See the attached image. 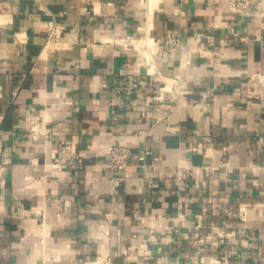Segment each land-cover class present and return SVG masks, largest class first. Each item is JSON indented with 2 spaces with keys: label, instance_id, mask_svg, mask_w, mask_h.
<instances>
[{
  "label": "crops",
  "instance_id": "obj_1",
  "mask_svg": "<svg viewBox=\"0 0 264 264\" xmlns=\"http://www.w3.org/2000/svg\"><path fill=\"white\" fill-rule=\"evenodd\" d=\"M143 1L0 0V264H264V0Z\"/></svg>",
  "mask_w": 264,
  "mask_h": 264
},
{
  "label": "built area",
  "instance_id": "obj_2",
  "mask_svg": "<svg viewBox=\"0 0 264 264\" xmlns=\"http://www.w3.org/2000/svg\"><path fill=\"white\" fill-rule=\"evenodd\" d=\"M258 1L260 0H224L226 3L228 9L236 14L239 15H249L251 14V9L253 6H256L258 4ZM152 44L148 45L155 48L158 47L156 50H152L147 56L144 58V62H153V59H155L156 54L158 53L159 56L166 57L169 53L171 56L172 53H174L175 49L179 46V40L176 33H172L167 36V38L161 43L159 41H155L154 38H151ZM150 48V47H149ZM135 77L132 74H128L126 78V85H127V92H129V88L133 86L135 82ZM264 86V79L262 75L260 74H252L247 78L246 84L244 85L242 89V93L245 96H253L255 94L256 87H262ZM130 149L126 146L122 145H113L109 146L108 148V155L111 167L113 171L115 172H122L127 164V161L130 156ZM149 153L148 151H145L142 156L139 158L141 160L144 159V155ZM178 177L182 179V174H179ZM251 204L250 203H242L239 204L236 208H226L224 209V213L230 214L236 218H238L241 222H247L249 221L248 212L251 211ZM201 224L198 222L197 226H200ZM215 230V235H217L220 238L226 239L227 241L231 243H235L240 241L243 246H249L252 247L253 243L247 239V237L237 230H232L230 234H228L224 229L217 228L216 226L212 227ZM156 237H151L152 241H155ZM231 250H228V253H231ZM227 257L220 260H215L214 258H208L207 262H202V264H220V262H223V264L227 263Z\"/></svg>",
  "mask_w": 264,
  "mask_h": 264
},
{
  "label": "rangeland",
  "instance_id": "obj_3",
  "mask_svg": "<svg viewBox=\"0 0 264 264\" xmlns=\"http://www.w3.org/2000/svg\"><path fill=\"white\" fill-rule=\"evenodd\" d=\"M153 0H144L143 2H145V3H150V2H152Z\"/></svg>",
  "mask_w": 264,
  "mask_h": 264
},
{
  "label": "water",
  "instance_id": "obj_4",
  "mask_svg": "<svg viewBox=\"0 0 264 264\" xmlns=\"http://www.w3.org/2000/svg\"><path fill=\"white\" fill-rule=\"evenodd\" d=\"M182 49L185 51V46L182 45Z\"/></svg>",
  "mask_w": 264,
  "mask_h": 264
}]
</instances>
